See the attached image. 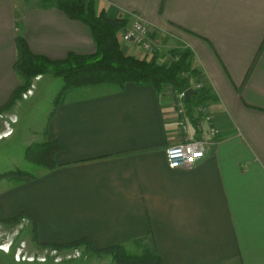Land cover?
Wrapping results in <instances>:
<instances>
[{"label": "crops", "instance_id": "0c3cea01", "mask_svg": "<svg viewBox=\"0 0 264 264\" xmlns=\"http://www.w3.org/2000/svg\"><path fill=\"white\" fill-rule=\"evenodd\" d=\"M96 4L127 27L136 16L150 24L155 51L142 54L120 37L129 55L166 64L171 51L193 52L199 84L216 97L208 106L216 144L194 168L172 170L165 150L181 136L171 88H74L42 133L41 142L61 146L57 167L0 192V214L30 216L43 244L140 248L163 264H264V0ZM18 38L51 60L96 52L89 28L53 0H0V121L13 116L24 83ZM191 132L197 138L192 124Z\"/></svg>", "mask_w": 264, "mask_h": 264}, {"label": "trees", "instance_id": "16d2710c", "mask_svg": "<svg viewBox=\"0 0 264 264\" xmlns=\"http://www.w3.org/2000/svg\"><path fill=\"white\" fill-rule=\"evenodd\" d=\"M53 2L71 19L80 21L89 28L96 52L92 55L71 53L65 60H51L32 53L26 40L18 38L19 60L16 69L22 75L24 83L16 91L13 102L22 99V95L32 87L35 78L46 75L61 77L65 82L51 117L71 89L105 84L120 87L128 83L151 85L159 94L170 88L180 93L194 88L196 94L186 102L187 113L194 127L196 124L194 110L200 106H209L216 101V97L209 90L196 87L200 81L201 71L194 66V54L191 50L171 51V62L166 64L158 63L157 57L148 59L129 55L123 50L120 40L122 30L128 26L127 20L112 19L104 11H98L96 0H53ZM60 150L61 146L57 143H36L27 148L26 159L42 166L43 169L52 170L57 167L55 156ZM17 174L24 176L28 173L21 171ZM29 179H35V176ZM22 216L28 215L21 214L16 220ZM83 245L94 249L92 244L85 240L68 245H57L56 248L71 249ZM121 249L115 247L103 252H115L117 256H121ZM122 261L123 264H163L155 252H148L145 258L123 255Z\"/></svg>", "mask_w": 264, "mask_h": 264}, {"label": "rangeland", "instance_id": "374dc122", "mask_svg": "<svg viewBox=\"0 0 264 264\" xmlns=\"http://www.w3.org/2000/svg\"><path fill=\"white\" fill-rule=\"evenodd\" d=\"M64 85L63 78L46 75L41 82L35 83L28 99L16 101L11 110L14 117L0 121L3 129L0 134V192L31 181L29 178L32 176H35L33 180L38 178L43 167L28 161L26 151L29 146L41 143L43 130ZM9 132L11 136L3 138ZM21 171L28 174L16 175ZM6 174L11 176L4 177ZM20 215L9 220H16ZM1 219L8 220L0 214V264H123V255L145 258L151 252L140 248L121 249V256H117L115 252L104 253L103 250H88L82 246L56 248L57 245L40 243L37 222H33L30 216H22L14 222Z\"/></svg>", "mask_w": 264, "mask_h": 264}, {"label": "built area", "instance_id": "2783aa9c", "mask_svg": "<svg viewBox=\"0 0 264 264\" xmlns=\"http://www.w3.org/2000/svg\"><path fill=\"white\" fill-rule=\"evenodd\" d=\"M150 24L136 16L131 26L122 30L120 37L127 47H137L142 54H150L155 51L156 46L160 43L159 39L150 37ZM201 88V84L196 85ZM30 92L24 94L27 98ZM172 103L175 114L180 124L181 142L168 147L165 150L167 165L172 170H186L194 168L201 160H203L207 152L216 144L215 138L218 129L214 124L212 112L208 106H200L194 110L196 120L195 135L192 136V121L187 113L185 93L171 90ZM55 253H57L55 251Z\"/></svg>", "mask_w": 264, "mask_h": 264}, {"label": "water", "instance_id": "95a60500", "mask_svg": "<svg viewBox=\"0 0 264 264\" xmlns=\"http://www.w3.org/2000/svg\"><path fill=\"white\" fill-rule=\"evenodd\" d=\"M196 94V90L194 88H191L185 92V101L189 102L191 98Z\"/></svg>", "mask_w": 264, "mask_h": 264}, {"label": "bare ground", "instance_id": "6f19581e", "mask_svg": "<svg viewBox=\"0 0 264 264\" xmlns=\"http://www.w3.org/2000/svg\"><path fill=\"white\" fill-rule=\"evenodd\" d=\"M9 136H11V134H8V135L4 136L3 138H5V137H9Z\"/></svg>", "mask_w": 264, "mask_h": 264}]
</instances>
